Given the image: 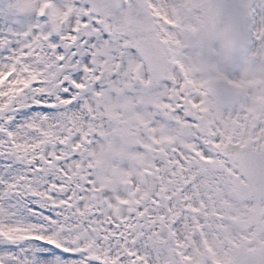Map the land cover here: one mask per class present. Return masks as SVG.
<instances>
[{
    "label": "snow or ice",
    "instance_id": "obj_1",
    "mask_svg": "<svg viewBox=\"0 0 264 264\" xmlns=\"http://www.w3.org/2000/svg\"><path fill=\"white\" fill-rule=\"evenodd\" d=\"M176 27L157 0H0V264H193L176 228L197 209L166 185L188 155L211 158L173 134L207 107Z\"/></svg>",
    "mask_w": 264,
    "mask_h": 264
},
{
    "label": "rangeland",
    "instance_id": "obj_2",
    "mask_svg": "<svg viewBox=\"0 0 264 264\" xmlns=\"http://www.w3.org/2000/svg\"><path fill=\"white\" fill-rule=\"evenodd\" d=\"M168 1L169 0H161V3L167 6L169 4ZM194 1H199V0H194ZM259 2L262 3L261 0H259ZM208 5H210V2L204 3V6H203L204 9L201 13L198 14L197 18L194 19L195 22L198 19H199V21H201V19H203V16H206L207 11H208V9H207ZM259 9H260V12L256 18V21H259V22H257V25L260 28H263L262 25L264 24V22H263L264 16H263V13L261 11H264V6L260 5ZM228 33H229V26L227 24L226 19L222 18L219 21L218 26H217V35H218V40H219L218 46L223 45L225 48L229 49ZM245 59L247 61L242 66L238 65V60H234L232 67H231V73H232V76L234 78H236V79L243 78L244 79V78H249V77L256 74V66L258 64V61H256V62L252 61L251 57L249 55H248V57L246 56Z\"/></svg>",
    "mask_w": 264,
    "mask_h": 264
}]
</instances>
